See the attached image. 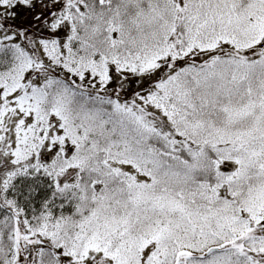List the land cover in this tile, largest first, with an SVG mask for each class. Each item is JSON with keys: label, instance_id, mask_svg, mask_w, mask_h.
Wrapping results in <instances>:
<instances>
[{"label": "snow or ice", "instance_id": "snow-or-ice-1", "mask_svg": "<svg viewBox=\"0 0 264 264\" xmlns=\"http://www.w3.org/2000/svg\"><path fill=\"white\" fill-rule=\"evenodd\" d=\"M0 264H264V0H0Z\"/></svg>", "mask_w": 264, "mask_h": 264}]
</instances>
